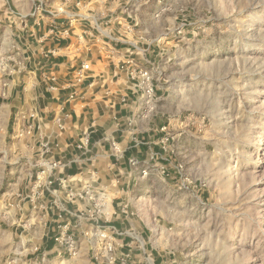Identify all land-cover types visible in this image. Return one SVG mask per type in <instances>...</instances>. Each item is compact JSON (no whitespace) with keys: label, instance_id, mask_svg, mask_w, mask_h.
Instances as JSON below:
<instances>
[{"label":"rangeland","instance_id":"374dc122","mask_svg":"<svg viewBox=\"0 0 264 264\" xmlns=\"http://www.w3.org/2000/svg\"><path fill=\"white\" fill-rule=\"evenodd\" d=\"M52 2L0 0V264H125L128 246L103 227L96 235L86 228L90 238L64 260L39 245L46 227L34 212L35 178L19 148L28 123L19 117L35 102L32 52L56 31L52 12L64 13ZM142 8L152 19L148 40L163 46L174 146L134 215L143 236L123 232L132 235L126 264H264V0H149ZM84 216L91 227L98 212Z\"/></svg>","mask_w":264,"mask_h":264},{"label":"crops","instance_id":"0c3cea01","mask_svg":"<svg viewBox=\"0 0 264 264\" xmlns=\"http://www.w3.org/2000/svg\"><path fill=\"white\" fill-rule=\"evenodd\" d=\"M148 1L53 0L64 13L52 12L56 31L32 52L27 84L35 102L25 120L19 117L28 123L19 148L35 178L40 203L34 212L37 218L41 212L46 227L40 248L56 259L72 255L57 236L72 238L77 247L90 238L83 235L86 228L96 235L103 227L115 243L128 246L126 264L132 235L123 232L139 229L142 237L146 230L134 215L153 181L163 179L165 156L174 146L166 131L173 120L163 110V46L148 40L152 19L142 8ZM85 63L88 70L77 80ZM142 70L154 86L149 102L139 86ZM44 159L58 168L45 170ZM87 211L98 212L91 227Z\"/></svg>","mask_w":264,"mask_h":264},{"label":"built area","instance_id":"2783aa9c","mask_svg":"<svg viewBox=\"0 0 264 264\" xmlns=\"http://www.w3.org/2000/svg\"><path fill=\"white\" fill-rule=\"evenodd\" d=\"M86 70H88V63L82 64L81 69L78 71L77 80H81V78L84 76ZM138 74L141 76L139 86L142 89L145 100L147 102H149L152 98L153 93H154V86H153L152 81H151V76L147 72V70L139 71ZM69 97L72 98L73 96L70 95ZM56 121L61 126L60 119L57 118ZM41 166L43 168H45V170L46 169L49 170L51 173V171L53 169L58 168L59 164L57 161H50V160L44 159L41 162ZM55 240L59 243H64L66 245V248L68 249V251L71 254H73L75 252L76 247L74 245V240L72 238L66 237V236H63L60 234L59 236H57L55 238Z\"/></svg>","mask_w":264,"mask_h":264}]
</instances>
